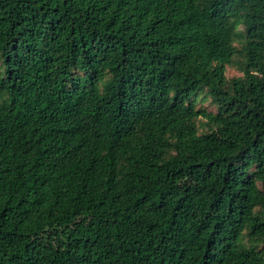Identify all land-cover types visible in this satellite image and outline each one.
<instances>
[{"label":"trees","instance_id":"obj_1","mask_svg":"<svg viewBox=\"0 0 264 264\" xmlns=\"http://www.w3.org/2000/svg\"><path fill=\"white\" fill-rule=\"evenodd\" d=\"M0 264H264V0H0Z\"/></svg>","mask_w":264,"mask_h":264},{"label":"rangeland","instance_id":"obj_2","mask_svg":"<svg viewBox=\"0 0 264 264\" xmlns=\"http://www.w3.org/2000/svg\"><path fill=\"white\" fill-rule=\"evenodd\" d=\"M225 74L228 78H231L234 76H240L242 73L236 68L235 65H227ZM207 107L212 110L214 109V107L211 105H208Z\"/></svg>","mask_w":264,"mask_h":264}]
</instances>
